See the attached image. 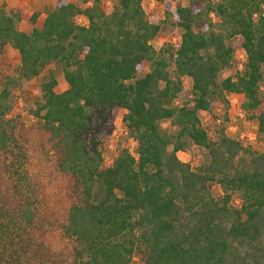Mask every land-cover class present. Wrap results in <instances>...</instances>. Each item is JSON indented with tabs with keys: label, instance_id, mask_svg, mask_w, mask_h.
Wrapping results in <instances>:
<instances>
[{
	"label": "trees",
	"instance_id": "trees-1",
	"mask_svg": "<svg viewBox=\"0 0 264 264\" xmlns=\"http://www.w3.org/2000/svg\"><path fill=\"white\" fill-rule=\"evenodd\" d=\"M116 1L55 0L31 32L19 22L35 24L40 11L0 7V264H65L63 254L71 264H130L137 252L141 264H264V150L228 135L222 121L211 133L200 117L227 93L242 94L264 138V0L167 3L164 20H150L143 0ZM166 23L182 30L179 44L157 49ZM233 38L246 62L220 79ZM7 45L19 52L17 75ZM52 63L68 86L57 91L53 73L42 83L31 131L14 88ZM120 109L136 155L125 147L108 166L103 142ZM190 144L206 161L179 158ZM42 151L49 171L32 161Z\"/></svg>",
	"mask_w": 264,
	"mask_h": 264
},
{
	"label": "rangeland",
	"instance_id": "rangeland-1",
	"mask_svg": "<svg viewBox=\"0 0 264 264\" xmlns=\"http://www.w3.org/2000/svg\"><path fill=\"white\" fill-rule=\"evenodd\" d=\"M55 0H0V7H5L7 10L22 8L25 12L32 14L34 11H40V16L37 22L34 24L29 20H21L19 22V28L26 32H31L34 27H40L45 18L46 7ZM106 8L113 7L117 4L116 0H102ZM171 5L187 4V0H143L144 7L147 11L148 18L150 20H164L165 19V7L166 4ZM213 17L214 14H213ZM80 24H87V19L84 15L77 17ZM182 30L172 24H163L161 31L153 41L154 46L160 49L166 44H172L175 47L178 46L181 38ZM233 46L235 55L231 66L225 68L219 74V78L234 74L237 71L243 69L246 62V52L241 48L239 41L236 38L227 41ZM6 54L10 59V72L13 75L18 74V68L20 66L19 52L10 45L6 46ZM149 71V66L146 65L142 69L137 77H142ZM53 73L57 80L56 90L61 92L67 88V83L62 71L56 66V64H49L38 76L32 78L29 81H20V84L14 88V93L18 99V105L16 111L21 115L23 122L27 128L31 131H36L39 128V120L34 114V110L38 105V101L41 98V85L43 82L49 79L50 74ZM184 84V99H190L192 97V79L188 76L182 77ZM242 94L227 93L226 100H221L210 111H203L200 114L202 122L209 128V131L213 133L215 123L222 121L226 127V133L232 137L240 138L245 144L250 145L256 151L264 150V138L258 136V125L255 120L246 118L245 111L242 107ZM176 104H181L182 99H177ZM124 109H120L118 115L114 121V131L111 135L107 136L103 142V156L106 165H111L119 156L121 150L128 147L130 151L136 155L135 151V139L132 137L128 129L125 127L123 121ZM227 117L228 120H224ZM162 129L167 133L176 132V127L171 120L161 121ZM178 156L183 161H191L194 165H199L206 161V152L204 149L190 144L184 151H179ZM32 161L37 167L43 171H49L51 166L50 157L41 152L40 156L32 158ZM212 191L216 196L222 193V189L218 184L212 185ZM233 202L240 203L239 193H234ZM62 260L65 264H71L72 259L66 254H63ZM130 264H141L140 254L137 252Z\"/></svg>",
	"mask_w": 264,
	"mask_h": 264
}]
</instances>
